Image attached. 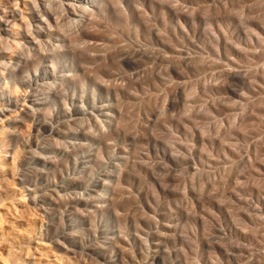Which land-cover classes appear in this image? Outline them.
I'll list each match as a JSON object with an SVG mask.
<instances>
[{
    "label": "rangeland",
    "instance_id": "obj_1",
    "mask_svg": "<svg viewBox=\"0 0 264 264\" xmlns=\"http://www.w3.org/2000/svg\"><path fill=\"white\" fill-rule=\"evenodd\" d=\"M167 1L172 11L162 10L160 34L140 35L141 49L125 46L132 51L130 60L115 62L129 80L112 83L133 97L119 96L113 126L121 134L108 138L126 148L128 157L118 166L122 176L117 173L120 179L111 183L112 203L144 231L150 220L174 226L163 247L164 264H264V0ZM116 51L118 58L122 51ZM134 63L144 71L129 70ZM9 65L0 72L7 73ZM11 90L27 94L21 86ZM111 99L95 92L98 106L106 100L114 104ZM92 114L71 126L91 127ZM27 125L21 127L26 136L31 133ZM3 132L0 149L6 152L0 156L11 163L14 149ZM101 152L100 162L82 176L85 188L112 171L114 155ZM120 185L128 190L115 196ZM150 244L146 238L133 247L147 254Z\"/></svg>",
    "mask_w": 264,
    "mask_h": 264
},
{
    "label": "bare ground",
    "instance_id": "obj_2",
    "mask_svg": "<svg viewBox=\"0 0 264 264\" xmlns=\"http://www.w3.org/2000/svg\"><path fill=\"white\" fill-rule=\"evenodd\" d=\"M166 1L0 0V68L10 64L7 73L0 72V132L5 131L14 149L11 163L0 156V264H95V259L105 264H164L163 247L174 226L150 220L144 231L113 205L111 183L120 179L118 166L128 157L126 148L108 138L121 134L113 126L119 96L133 97L112 83L126 77L115 62L130 60L131 50L125 46L141 49L140 35L160 34L162 10L172 11ZM19 6L28 10V17ZM149 23L155 28L148 30ZM116 50L122 51L118 58ZM142 67L134 63L128 69L141 72ZM12 86L23 87L27 94H14ZM96 91L115 105L109 100L96 105ZM21 100L26 102L23 109ZM89 113L94 116L91 127L71 126ZM25 125L28 136L21 129ZM101 151L114 155L112 171L97 177L93 189L85 188L82 176L100 162ZM122 185L117 191L112 187L115 196L128 190ZM115 222L128 230L111 225ZM146 238L151 241L147 254L134 249L133 244Z\"/></svg>",
    "mask_w": 264,
    "mask_h": 264
}]
</instances>
